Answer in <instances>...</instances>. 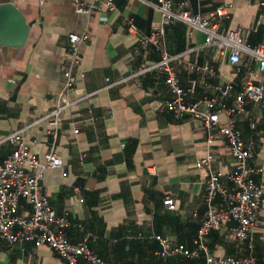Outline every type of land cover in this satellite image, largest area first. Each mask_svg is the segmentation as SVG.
Here are the masks:
<instances>
[{
    "label": "crops",
    "instance_id": "crops-1",
    "mask_svg": "<svg viewBox=\"0 0 264 264\" xmlns=\"http://www.w3.org/2000/svg\"><path fill=\"white\" fill-rule=\"evenodd\" d=\"M2 3H11L22 13L28 33L22 47L0 48V139L54 107L62 86L59 65L66 52V37L82 33L89 37L80 46L78 70L83 79L75 89L93 94L58 116L54 150L62 163L59 168L44 170L39 178L51 209L56 214L67 212L73 224L64 230L68 241L77 242L84 233H90L89 247L105 264H166L168 258L157 256L156 235L191 248L205 212L207 178L195 163L210 154L214 170L231 172L233 159L224 138L213 131L209 143L202 125L189 116L175 120L164 109L163 103L171 95L162 72L151 71L105 89L106 79L115 82L158 60L154 48L140 45L137 37L149 34L159 22L158 14L137 0H115L113 11L99 5L91 15L74 9L72 0H0ZM191 4L196 8L195 0ZM223 5L231 8L220 32L239 30L241 40L251 47L263 42L264 19L254 28L259 16L264 17V0H204L200 10L208 15ZM129 27L137 35L129 33ZM161 44L168 55L193 49L182 64H174L183 88L192 80L197 82L189 102L215 98L212 87L218 82L232 83L235 96L249 78L246 66L219 58L212 48L203 46L202 34L183 24L166 26ZM243 62H248L247 57L243 56ZM188 64L210 65L213 74L189 71ZM248 65L254 74L252 81L257 82L256 64L249 61ZM75 97L68 95L69 99ZM236 126L243 141L254 145L251 165L263 169L255 178L263 201L253 233V256L257 264H264L261 106L247 101ZM51 130L39 123L23 136L28 153L38 160L48 149ZM10 149L0 144V163ZM151 167L156 175L148 173ZM166 198L173 201V210L163 205ZM17 214L29 215L22 199L17 202ZM224 230L211 231L206 237L210 252L217 257L247 256V243H232ZM177 258L185 259L172 257L174 261L168 264H183ZM0 264L65 263L45 246L35 248L20 242L8 250L0 242ZM185 264H203V259Z\"/></svg>",
    "mask_w": 264,
    "mask_h": 264
},
{
    "label": "built area",
    "instance_id": "built-area-1",
    "mask_svg": "<svg viewBox=\"0 0 264 264\" xmlns=\"http://www.w3.org/2000/svg\"><path fill=\"white\" fill-rule=\"evenodd\" d=\"M137 1L151 7L158 14L159 22L146 36L137 35L132 27L128 28V32L137 35L140 45H151L158 54V60L115 82L110 83L106 79L105 89L137 79L151 71L164 73V84L171 95L170 99L164 101V109L170 112L175 120L189 116L202 125L208 133L209 143L213 137L212 132L216 131L224 138L233 159V170L227 174L213 169L210 154L196 161V168L204 170L207 178L205 212L192 240V247L187 248L174 243L168 237L156 235L153 239L159 246L157 256L160 259L202 258L203 264H257L253 256V233L262 212L263 192L255 178L263 173V169L251 165L254 145L243 141L236 123L237 119L244 115L247 101L260 105L264 111V38L261 44L251 47L241 40L239 30L220 32V24L227 17L230 5L217 7L208 15H203L200 9L204 0H195L196 8L192 7V0ZM99 5L113 11L115 0H72L74 9L84 15H91ZM263 19V15L259 16L254 30ZM175 23L183 24L191 31L202 34L203 46L212 48L219 58L227 57L230 64H243L249 69V78L235 96H232V83L218 82L212 87L216 92L215 98L203 97L199 101H188L195 93L197 82L192 80L183 88L174 64H182L184 57L193 49L168 55L161 44L165 27ZM88 38L87 33L68 34L66 37V52L60 58L59 65L62 86L55 96L54 107L0 139V144L11 148L0 163V242H3L8 250L20 242H29L35 248L45 246L65 264H105L89 247L88 243L92 238L90 233H84L77 242L68 241L64 230L73 224L69 222L67 212L56 214L39 185V178L44 170L59 168L62 163L54 150L58 116L93 94L79 93L75 89L76 84L83 79V74L78 70L80 46ZM243 56L247 57L248 62L256 64L257 82L252 81L254 74L248 62H243ZM188 69L201 75L213 74L210 65L188 64ZM69 94L76 97L69 99ZM227 101H230L229 105L226 104ZM222 116L226 117L225 121H222ZM39 123H45L52 129L49 134L51 142L40 160L28 153V147L23 140L24 134ZM148 173L157 174L153 167L148 169ZM20 199L25 201L29 208L28 216L17 214V202ZM163 205L169 210L174 209L173 201L169 198L163 200ZM225 225L227 228H224ZM223 230L232 243H247L249 254L243 257L214 256L205 244V239L211 231Z\"/></svg>",
    "mask_w": 264,
    "mask_h": 264
},
{
    "label": "water",
    "instance_id": "water-1",
    "mask_svg": "<svg viewBox=\"0 0 264 264\" xmlns=\"http://www.w3.org/2000/svg\"><path fill=\"white\" fill-rule=\"evenodd\" d=\"M28 27L22 13L11 3L0 4V48L24 45Z\"/></svg>",
    "mask_w": 264,
    "mask_h": 264
},
{
    "label": "trees",
    "instance_id": "trees-1",
    "mask_svg": "<svg viewBox=\"0 0 264 264\" xmlns=\"http://www.w3.org/2000/svg\"><path fill=\"white\" fill-rule=\"evenodd\" d=\"M172 257H169L167 260H166V264H168V263H170L171 261H174V259H171ZM181 258H184V257H181ZM180 262H182L183 264H185V263H187V262H189V260L188 259H180V258H177Z\"/></svg>",
    "mask_w": 264,
    "mask_h": 264
}]
</instances>
